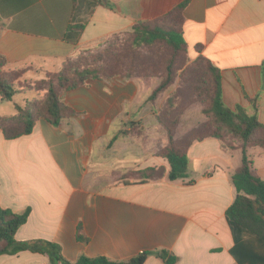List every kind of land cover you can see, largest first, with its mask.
Here are the masks:
<instances>
[{
  "label": "crops",
  "instance_id": "crops-1",
  "mask_svg": "<svg viewBox=\"0 0 264 264\" xmlns=\"http://www.w3.org/2000/svg\"><path fill=\"white\" fill-rule=\"evenodd\" d=\"M184 2L180 27L188 57H203L219 69L228 108L250 112L246 98L256 97L264 125V0H103L104 6L91 0H0L2 69L25 70L20 82L40 80L67 58ZM78 25L77 39H68L69 28ZM141 82L88 80L60 95L76 115L59 126L38 119L30 134L12 140L0 131V207L29 209L14 239L55 243L71 263L81 255L119 262L146 252L143 264H164L154 253L165 251L177 257L174 264H237L225 211L236 196L231 175L241 151L214 137L195 141L187 150L186 177L168 180L169 164L157 154L165 135L155 105L140 102ZM27 92L38 97L32 90L21 94ZM14 96L0 99V116L30 102L18 104ZM246 154L264 180V150L247 148ZM147 168L161 169L159 177L120 180ZM0 264L50 262L44 254L21 251L0 255Z\"/></svg>",
  "mask_w": 264,
  "mask_h": 264
},
{
  "label": "trees",
  "instance_id": "trees-1",
  "mask_svg": "<svg viewBox=\"0 0 264 264\" xmlns=\"http://www.w3.org/2000/svg\"><path fill=\"white\" fill-rule=\"evenodd\" d=\"M91 1L96 5L104 6L103 0ZM184 6L185 2L174 7L166 15L136 22L130 31L108 37L105 42L106 46L98 53L83 51L74 58H67L58 72H46L42 79L27 82L29 86L22 82L24 83L22 88L17 87V83L20 82L19 79L25 70H3L2 67L5 66L6 61L0 55V99L10 101L14 95L27 90L38 93L35 100L26 102L22 106L16 105L14 114L0 116V131L3 137L12 140L30 134L38 119H44L53 126H59L63 120L75 116L76 112L61 102L60 95L65 91L84 86L88 80H106L113 77L136 78L131 75L130 71L123 73L120 70V35L128 39L125 52L130 53L132 61L135 48H150L158 45L169 53L164 61L165 75L148 97L149 101H153L172 84L177 71V58L180 54L187 53L180 27ZM74 29L80 32L82 26L69 28L66 37L72 41L78 37V34L73 33ZM126 53L125 57H128ZM95 54H101L103 58L109 60L107 63L114 62L116 66L101 68L93 65L92 58ZM196 60L204 63L211 79L209 104L203 112L211 116L213 129L207 133L195 135L193 133L198 131L193 129L182 138L175 139L174 123H171L172 120L164 121V118L160 116L161 112L173 115L174 101L170 99L156 115V121L164 132L166 140L163 147L158 145L157 154L167 160L170 167L167 178L174 181L186 177L187 150L195 141L214 137L224 148L241 151V162L231 175L236 196L225 211L234 242L229 252L237 264H264V180L255 173L252 162L246 154L247 148L258 147L264 150V125L257 119V98H246L251 105L250 112L240 105L232 109L228 108L222 99L219 69L203 57H198ZM132 67L133 65L131 68L128 65V68L132 69ZM262 88H264V63L262 64ZM160 170L159 168H147L128 172L122 175L120 180L126 181L129 178L152 180L159 177ZM28 215L29 209L22 213H13L0 207V255H14L21 251H30L46 255L50 264H143L150 254L142 252L126 261L119 262L110 261L102 256L89 258L81 255L71 263L62 258L60 248L55 243L41 239L17 242L14 239L16 231L26 222ZM78 239L84 240L79 235ZM154 254L164 264H174L177 261L176 256L165 251H158Z\"/></svg>",
  "mask_w": 264,
  "mask_h": 264
},
{
  "label": "rangeland",
  "instance_id": "rangeland-1",
  "mask_svg": "<svg viewBox=\"0 0 264 264\" xmlns=\"http://www.w3.org/2000/svg\"><path fill=\"white\" fill-rule=\"evenodd\" d=\"M117 41L118 39L115 40L114 43L116 44ZM105 42L106 40L101 46L86 51L98 53L106 46ZM127 46V37L125 36V38H123V35H120V70L123 73L130 71L131 75L136 76V78L124 80L139 79L142 81L141 86L144 89L139 97L141 99L140 102H143L144 105H155L156 115L160 113L164 104H166L170 99L174 101L173 110L175 111H173V115L170 116V113L168 112L166 114L161 112L160 116L164 118V121L172 120L171 123H174L175 139L182 138L193 129L198 131L197 133L194 132V135L203 132L207 133L213 129L211 116L203 112L209 104L211 79L207 73L204 63L196 60L198 57L190 59L187 53L180 54L177 58V71L172 84L164 89L153 101H149V95L157 87L161 78L165 75L164 61L165 58L169 56V53L163 47L158 45L150 48H135L133 50L134 57L132 61L130 53L125 52ZM125 53L128 57H125ZM92 60L93 65L101 68H111L116 66V63L114 62L107 63L109 60L103 58L101 54H95ZM128 65L130 68L133 65L132 69L128 68ZM25 84L26 86H29L27 82H25ZM22 85L24 86V83H17V87L19 88ZM33 87L36 88L35 86ZM34 97L35 94L33 92H27L26 94H18L14 96L18 104L23 103L22 99L31 101ZM1 105L9 108L12 107L10 106L11 104L7 102H3ZM166 116H169V118Z\"/></svg>",
  "mask_w": 264,
  "mask_h": 264
}]
</instances>
